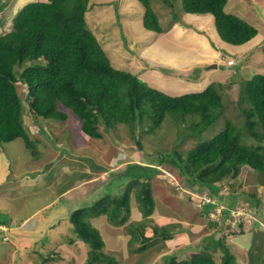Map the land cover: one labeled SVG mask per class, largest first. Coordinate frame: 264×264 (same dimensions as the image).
Segmentation results:
<instances>
[{
  "label": "trees",
  "instance_id": "obj_1",
  "mask_svg": "<svg viewBox=\"0 0 264 264\" xmlns=\"http://www.w3.org/2000/svg\"><path fill=\"white\" fill-rule=\"evenodd\" d=\"M89 1L28 2L14 17L13 28L0 34V143L22 138L25 145L32 148L33 142L23 119L24 104L18 82L27 86L29 111L36 120L41 117L66 120L69 113L64 108H68L81 121L84 133L92 138H103L111 129L125 124L141 147L143 134L158 136L164 121L172 119L179 128L176 141L193 136L196 138L193 147L184 152L177 148L180 145L177 142L170 150H156L158 156L152 154L155 159L145 164L128 160L123 170L104 183L118 182L115 187L103 188L90 201L69 210L68 219L78 239L89 245L85 264H120L114 254L103 250L105 240L89 219L105 217L107 221L121 225L132 211L133 194L143 222H150L155 204L151 179L161 173L160 166L175 174L181 182L178 190L187 187L192 192L211 197L207 203L201 204L199 211L214 228L213 232L202 237L197 246L200 248L189 253L188 257L171 256L162 264H235L237 255L232 252L234 245L230 237L237 233V228L244 233L246 227L245 220L241 219L234 225L232 222V211L240 195L250 202L251 210L255 208L251 229L262 222L257 219L260 196L252 190L238 192L233 182L228 180L236 179L246 166L264 176V71L250 78L240 77V94L247 105L243 108L244 126L227 118L224 128L206 139L203 132L217 121L223 111L221 83H211L202 91L171 95L151 86L131 71L116 68L88 25L86 12L90 9ZM138 1L144 7L143 25L151 31L164 32L151 0ZM227 2L183 0L182 4L188 13L212 14L219 36L227 43L244 44L257 35L258 29L239 15L226 11ZM174 17L177 19V14ZM187 118L191 121L183 126ZM245 132L254 138L255 143L245 140ZM226 183L232 190L225 194L221 191ZM219 205L223 208L218 220H212L209 212ZM9 222L0 216L1 224L10 226ZM138 228L141 239L139 235L130 233V241L149 238L150 244L155 236L167 239L172 235L164 226L154 225V233L149 237L144 236L143 227ZM218 232H222L219 238L216 237ZM12 233L16 235L14 230ZM3 237L0 233L1 240ZM73 242L69 239V243ZM35 243L33 241L32 247L26 249L41 255L43 264L59 258L56 251L50 250V254L44 256L41 248L36 249ZM146 247L147 241L143 240L137 250L143 252ZM217 247L222 253L217 252ZM16 254L18 260L21 259L19 250ZM0 260L7 264L9 255ZM259 263L256 261L254 264Z\"/></svg>",
  "mask_w": 264,
  "mask_h": 264
},
{
  "label": "rangeland",
  "instance_id": "obj_2",
  "mask_svg": "<svg viewBox=\"0 0 264 264\" xmlns=\"http://www.w3.org/2000/svg\"><path fill=\"white\" fill-rule=\"evenodd\" d=\"M31 1L34 0H0V34L13 28L14 17L24 4ZM104 1L107 0H90L86 19L89 24L94 25L89 26L92 30L96 29L93 30L96 35L98 32L97 37L100 38L103 48L107 47L105 50L113 66L127 71L132 70L140 75V79L171 95L202 91L211 83H221L223 111L217 121L203 132L204 137L209 139L214 133L221 131L227 118L232 119L237 125L244 126L243 108L247 105L242 101L239 81L240 77L250 78L264 71V40L262 46L254 51L255 54L236 55L234 59L237 62L234 65L229 66L223 60L225 64H220L218 70L216 68L206 70L203 66L195 65L187 68V71H180L179 68L165 63V58L152 59L156 48L152 42L164 36L159 40L160 44L167 48L175 46L176 41L166 30L172 25L171 16L178 13L180 17L185 12L183 0H153L154 8L162 19V26L165 27L163 35L148 30L140 23L145 12L138 0H109L108 4H101ZM226 11L237 13L250 23L264 25V0H228ZM103 37L105 39L101 40ZM228 56L230 57L231 54L226 53L224 57ZM113 57L118 59L113 60ZM148 62L154 63L148 64L151 67L157 68L155 65L157 64L158 69L164 74L163 77L153 76L149 79L144 74H140L139 68ZM179 73L186 75L184 78L181 76L184 80ZM17 87L23 99L25 127L33 144L32 148L27 147L22 138L0 143V149L6 152L5 154L0 151V159L11 161L12 172L9 177L4 164L2 175L6 173V177L0 176V180H6L0 182V216L14 222L13 218L14 216L16 218V215L19 217L20 214L27 212L29 215L33 213L34 215L31 219L16 223L19 227L15 231V236L11 230H4L8 227L3 225L5 227L2 228L0 225V233L4 235L3 239H0V259L6 258L8 254L7 264H43L41 255L26 249L32 247L33 241H36L34 246L36 249L41 248L40 252L44 253V256L50 254L49 250L56 251L59 255L58 259L48 260L47 264H85L89 245L78 239L68 219L69 210L90 201L101 190L103 191V188L106 190V187L110 189L115 187L118 182L104 183L123 170L128 160L145 164L154 156H158L156 150H170L177 142L180 144L177 148L186 152L195 145L196 138L188 135L185 139L176 141L179 139L176 138L179 128L172 119L164 121L158 136L143 134L144 143L141 147L125 124L111 129L103 138H92L84 133L81 129V121L68 108H64L69 113L66 120H51L43 117L36 120L29 111L26 99L27 86L18 82ZM189 121L191 119L187 118L183 126H187ZM245 140L248 143H255L254 138L247 133ZM160 168L161 173L151 179L155 204L150 222H143L142 213L135 209L137 202L133 194L132 214L130 213L129 218L121 225L108 222L103 217L89 219L105 240L103 250L114 254L120 264H162L174 255L186 258L190 252L200 248L197 246L202 237L214 230L208 218L199 211L203 198L210 200L211 197L205 193L192 192L187 187L178 190L181 182L175 174L169 172L167 167L160 166ZM228 181L233 182L238 192L252 190L261 198L257 219H261L262 222L252 229L250 227L253 221L252 211L255 208L251 210L250 202L241 195L237 198V206L232 211V215L235 218L242 216L246 227L244 233L237 231L230 237V242L234 245L232 252L242 264H248L249 260L250 264L256 261L264 264V176L246 166L236 179ZM46 186H51L54 191L53 196L58 198L53 205L36 213V207L46 203L51 197L50 192L43 188ZM63 189L64 195L60 196ZM228 190L231 191L232 187L226 183L221 192L226 194ZM58 194L59 196H55ZM68 198L71 201H68ZM218 212L216 209L215 213L213 211L210 215L216 217ZM235 218L232 220L233 223L236 221ZM9 223L11 225V222ZM154 225L169 228L172 237L163 239L155 236L150 244L149 238L143 239L147 241V247L143 252H139L137 249L143 240L138 241L141 235H139L140 230L137 231L136 228L143 227L144 236L149 237L154 233ZM126 230L131 231L127 233ZM227 232L228 230L225 231ZM130 233H135L140 238L130 241L132 238ZM221 236L222 232L216 233L217 238ZM69 239H73L74 242L69 243ZM189 246L194 247L180 249ZM217 248V252L222 253L220 247ZM17 250L21 254L19 260ZM52 255L57 256L55 253ZM236 264L241 263L237 260Z\"/></svg>",
  "mask_w": 264,
  "mask_h": 264
},
{
  "label": "crops",
  "instance_id": "obj_3",
  "mask_svg": "<svg viewBox=\"0 0 264 264\" xmlns=\"http://www.w3.org/2000/svg\"><path fill=\"white\" fill-rule=\"evenodd\" d=\"M240 1H242V0H240ZM108 2H109V0L104 1L101 4H108ZM151 2H152V6L154 8L153 0H151ZM256 2H258V1H256ZM225 9H226V6H225ZM176 14L178 17V13H176ZM235 14H237V13H235ZM240 17H242V16H240ZM140 18H141V16H140ZM159 20L162 24V19L160 17H159ZM170 20L172 22V25L168 28L166 27L167 28L166 31H168V33L172 34L173 40L176 41L175 46L171 47V48H167V47H164V45L160 44L159 40L163 39L164 36L163 37L161 36V37L155 39L152 42L154 47H156L155 52H153L154 57L152 56V59L165 58L166 59V60H164L165 63L179 68L180 71H187V68H189L191 66L194 67L195 65L203 66L206 68V70H208L210 68L211 69L216 68V70H218L220 64H225V62L223 63V60H225L227 65H229L228 60L230 58L234 59L236 57V55L241 56L242 54H255L254 51L258 47L262 46L261 44L264 40V25L261 23H258V24L252 23L258 29L257 35H255L252 39H250L249 41H247L246 43L241 44V45H232V44L227 43L226 41H223L220 38V36L216 30L215 18L210 13L197 14V13H188L185 11L177 19L174 16H171ZM259 21H261V20H259ZM140 23L143 25V17H142ZM88 25L94 26L93 24H89V23H88ZM93 30L96 31V29H93ZM96 33H97V35L96 34L95 35L98 36V32H96ZM159 34L163 35L164 32H161ZM97 38L100 41V38L99 37H97ZM104 39H105V37L101 38V40H104ZM104 47H105V49L107 48L106 46H104ZM226 53L231 54V56L230 57L229 56L224 57ZM150 55L151 54H149V56ZM175 56H176V58H175ZM117 59L118 58L113 57V60H117ZM235 62H236V60H235ZM148 64H154V63H150V62L145 63L144 66L139 68V69H141L140 74H144L145 77L149 78V79H152L153 76L163 77L164 74L162 73V71L160 69H158L157 64H155L157 66V68L155 66L154 67H151L150 65L148 66ZM229 66H231V65H229ZM130 71L133 72L132 70H130ZM179 74H180V77L182 76L183 78H184V76H186V75L181 74V73H179ZM137 75L140 76L139 74H137ZM175 80L179 81V79H175ZM183 80H180V81H183ZM194 83H197V82H194ZM2 150L3 149H0V151H2ZM2 152L6 154L5 151H2ZM0 161H1L0 162V176H2L3 178L6 177V173L4 175H2L3 169H4V164H6L8 175H9V177H11L10 176L12 173L11 172V164H10L11 161H8L5 159H0ZM18 171H19V169H18ZM21 177H22V175H21ZM15 178L17 179V177H15ZM4 180H6V179H2V180H0V182H3ZM10 180H12V178ZM26 180H27V178H26ZM43 188L46 191L48 190L50 192L51 197L49 199H47L46 203H44L40 206L38 205L36 207V213L41 212L42 210H44L45 207L53 205L58 198V197L53 196L54 191L51 189V186L50 187L46 186ZM40 191H41V189H40ZM64 192L60 193V196L64 195ZM55 196H59V194L55 195ZM22 214H20L19 217L16 215V218L14 216V218H13L14 222H12V220H11V225L10 226L5 225V226L8 227V229L10 228L11 231L13 230V228H15V230H14V232H15L16 229L19 227L16 224L17 222H23V221H26L28 219H31V217L34 215V213H33V215H31V214L29 215V212L24 213L23 215ZM131 214H132V211H131ZM103 218H105V217H103ZM37 224H38V221H37ZM37 224H36V226H37ZM237 260L239 263L242 264V261L240 259L237 258Z\"/></svg>",
  "mask_w": 264,
  "mask_h": 264
},
{
  "label": "built area",
  "instance_id": "obj_4",
  "mask_svg": "<svg viewBox=\"0 0 264 264\" xmlns=\"http://www.w3.org/2000/svg\"><path fill=\"white\" fill-rule=\"evenodd\" d=\"M229 63H233V60H229ZM206 201H209V199H207V198H203V202H206ZM216 209L219 211L218 212V214H217V216L215 217H213L212 215H211V217L212 218H214V219H217L218 218V216L220 215V212L222 211V208L220 207V208H215V210H213L214 211V213H215V211H216ZM213 211L211 212V213H213ZM234 216V215H233ZM235 218V217H234ZM236 219V221L233 223V225L236 223V222H240L241 221V219H243V217L241 216H238L237 218H235Z\"/></svg>",
  "mask_w": 264,
  "mask_h": 264
},
{
  "label": "clouds",
  "instance_id": "obj_5",
  "mask_svg": "<svg viewBox=\"0 0 264 264\" xmlns=\"http://www.w3.org/2000/svg\"><path fill=\"white\" fill-rule=\"evenodd\" d=\"M229 60H233V63H229ZM229 60H228V64H229V65H232V64L235 63V59L230 58ZM219 207L223 208V207L220 206V205H219ZM216 208H217V207H216ZM214 210H215V209H214ZM211 212H212V210L209 212V216H210V217H211V215H210ZM211 218H212V217H211ZM212 220H218V219H214V218H212ZM108 222H109V221H108ZM235 224H236V223H235ZM0 225H2V228L5 227V226H3L4 224H1V223H0ZM4 230H8V228H4ZM237 231H239L238 228H237ZM239 232H240V231H239ZM171 237H172V236H171ZM171 237H169V238H171ZM169 238H168V239H169ZM192 247H194V246H192ZM192 247H191V248H192ZM180 249H185V248H180ZM187 249H188V248H187ZM190 253H191V252H190ZM174 256H175V255H174ZM178 258H179V257H178Z\"/></svg>",
  "mask_w": 264,
  "mask_h": 264
},
{
  "label": "bare ground",
  "instance_id": "obj_6",
  "mask_svg": "<svg viewBox=\"0 0 264 264\" xmlns=\"http://www.w3.org/2000/svg\"><path fill=\"white\" fill-rule=\"evenodd\" d=\"M149 30V29H148ZM222 39V38H221ZM224 41V40H223ZM207 203V202H206Z\"/></svg>",
  "mask_w": 264,
  "mask_h": 264
}]
</instances>
